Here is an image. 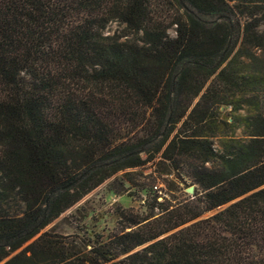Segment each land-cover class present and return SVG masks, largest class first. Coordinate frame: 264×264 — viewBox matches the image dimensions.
<instances>
[{
    "label": "trees",
    "instance_id": "1",
    "mask_svg": "<svg viewBox=\"0 0 264 264\" xmlns=\"http://www.w3.org/2000/svg\"><path fill=\"white\" fill-rule=\"evenodd\" d=\"M0 264H264V0H0Z\"/></svg>",
    "mask_w": 264,
    "mask_h": 264
},
{
    "label": "rangeland",
    "instance_id": "2",
    "mask_svg": "<svg viewBox=\"0 0 264 264\" xmlns=\"http://www.w3.org/2000/svg\"><path fill=\"white\" fill-rule=\"evenodd\" d=\"M121 33L122 27L118 26L115 23L110 24L105 30L106 34ZM171 36H174L172 30L169 31ZM154 167L151 163H148L141 169V176L136 177L137 186L130 188V190L120 196H116L113 193L106 190L105 185H102L92 191L87 195L78 205H83L84 210L87 212L88 216L84 220L85 225H87V230H93L95 232L107 235L110 233L116 225V212L119 208L131 209L134 212L141 213L145 210L144 200L146 199V194L149 193V190L152 189L154 185L158 190H162V194L167 190H171L168 194V199L172 200L174 198H182L185 196H191L193 193H187V185L190 181L183 174L178 176L177 174L171 175H161L154 184L151 185L150 178L146 179L148 175L153 173ZM121 174V173H120ZM118 174V175H120ZM156 176V174H153ZM145 187L143 190H139L140 187ZM193 188V186L189 187ZM154 190V188H153ZM160 194V193H159ZM163 195L158 201H162ZM172 201V203H174ZM19 210L18 204L14 203L12 205L11 212L15 213ZM74 208H72L68 213L73 214ZM67 213V214H68ZM205 215L204 217H206ZM78 219V216H76ZM72 223L75 221L72 218ZM74 224V223H73ZM58 230L62 233L71 234L74 230L67 225H60Z\"/></svg>",
    "mask_w": 264,
    "mask_h": 264
},
{
    "label": "water",
    "instance_id": "3",
    "mask_svg": "<svg viewBox=\"0 0 264 264\" xmlns=\"http://www.w3.org/2000/svg\"><path fill=\"white\" fill-rule=\"evenodd\" d=\"M187 193H190V194L193 193V188H188Z\"/></svg>",
    "mask_w": 264,
    "mask_h": 264
}]
</instances>
